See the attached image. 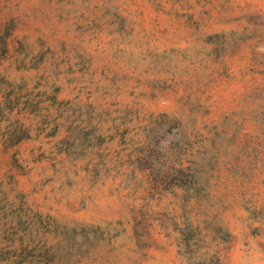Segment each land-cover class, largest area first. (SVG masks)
<instances>
[{"label":"rangeland","instance_id":"1","mask_svg":"<svg viewBox=\"0 0 264 264\" xmlns=\"http://www.w3.org/2000/svg\"><path fill=\"white\" fill-rule=\"evenodd\" d=\"M0 264H264V0H0Z\"/></svg>","mask_w":264,"mask_h":264}]
</instances>
